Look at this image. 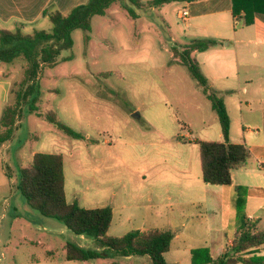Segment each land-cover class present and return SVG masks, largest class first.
Instances as JSON below:
<instances>
[{"label": "rangeland", "instance_id": "rangeland-1", "mask_svg": "<svg viewBox=\"0 0 264 264\" xmlns=\"http://www.w3.org/2000/svg\"><path fill=\"white\" fill-rule=\"evenodd\" d=\"M129 7L138 18L130 16ZM185 7V2H172L162 8L138 9L128 0H118L105 16L92 18L88 44L85 31L76 29L72 48H63L55 65L40 70L33 95H38V112L29 111L31 101L24 103L14 136L0 148V264L150 262L147 256L126 257L118 252L97 260L68 261V242L92 250L102 248L95 239L77 235L63 222L32 209L18 180L34 154L62 155L68 202L77 200L85 208L115 207L124 223L117 232L141 228L146 219L169 217L176 200L186 198L181 190L187 177L168 165L179 161L188 173L197 169L199 174L198 142L224 141L208 96L180 60V53L193 41H219L192 57L199 62L209 87L219 92L228 107L231 139L241 140L248 130L245 123L263 120L264 56L260 48L252 44L249 55L237 62L235 25L220 21L213 28H199L201 20L178 17ZM48 10L55 11L52 6ZM44 16L28 24L24 33L50 31L53 24ZM242 26L239 21L236 29ZM27 67L22 58L0 64V122L5 108L15 102ZM50 112L98 143L68 136L46 119ZM242 113L247 120L243 125ZM148 161L155 166L148 169L144 181L141 172ZM169 194L175 199L168 198ZM115 233L112 230L109 235ZM175 255L169 253L166 260H175Z\"/></svg>", "mask_w": 264, "mask_h": 264}, {"label": "trees", "instance_id": "trees-1", "mask_svg": "<svg viewBox=\"0 0 264 264\" xmlns=\"http://www.w3.org/2000/svg\"><path fill=\"white\" fill-rule=\"evenodd\" d=\"M118 0H89L85 4L74 7L67 15L53 11L49 19L53 24L51 31L35 30L25 34L21 29L15 31L0 29V64L11 63L16 59H24L28 67L25 70L20 89L16 92L15 102L9 104L0 122V148L14 136L21 116L22 105L30 102L29 111L38 112L36 82L40 70L56 64V58L63 48H72V33L83 29L85 42H90L91 21L94 16H105L109 8ZM138 9L161 8L172 2L188 0H128ZM233 15L238 18L244 14V21L250 24L255 14H264V0H232ZM128 13L134 19L139 16L132 8ZM218 45L216 39L195 40L180 53L175 48L174 56H180L192 78L198 82L208 96L213 111L221 124L224 141H200V161L203 181L207 185L230 186L234 183V172L245 168L252 158L250 148L244 143L230 142L231 118L225 101L217 90L209 87L207 77L201 70L199 62L192 57L194 52H205ZM33 97V99H31ZM41 115V114H39ZM46 119L64 131L68 136L89 140L83 134L58 121L56 114L50 112ZM18 188L25 202L46 218L59 220L80 236L95 239L102 250H92L73 242L66 245L68 261H89L106 257L109 252H118L126 257L147 256L148 264H173L166 260L171 250L174 233L159 228L147 231L132 230L123 236L108 234L112 218V207L85 208L79 201L69 203L66 196V177L62 155L36 153L31 164L20 170ZM241 226L236 233L232 246L219 249L213 258L207 249L192 253V264H264V256L258 255L264 246V230L257 227V222L250 220L242 211Z\"/></svg>", "mask_w": 264, "mask_h": 264}, {"label": "crops", "instance_id": "crops-1", "mask_svg": "<svg viewBox=\"0 0 264 264\" xmlns=\"http://www.w3.org/2000/svg\"><path fill=\"white\" fill-rule=\"evenodd\" d=\"M88 1L0 0V29L11 31L21 29L24 33L27 25L37 22L42 15L49 19L51 12L48 8L50 6H52L53 10L67 15L74 7L85 4ZM143 1L148 3L152 0ZM182 2L186 3L184 9L189 11L188 19L201 20L202 25L198 26L199 28L207 30V28H213V24L220 23V21H225L228 25L232 22L233 27L235 25V34L238 37L237 44H239L237 46V62L240 59L244 60L249 55V46L252 44L259 47L264 56V14H255L253 21L250 24H246L244 14H241L238 18L234 17L232 0H188ZM239 21H241L243 26L236 29V24ZM12 25L17 26L12 29L11 27H14ZM192 26L194 27L195 25L192 24ZM216 35L220 37L222 34L217 32ZM228 45L230 43L226 44V46ZM242 45L244 48L240 49ZM254 55H257V53L255 52ZM244 92V94H247L248 89H245ZM248 106H250V103ZM262 115L263 120L261 122L253 121L249 123L244 113L241 114L242 125L245 121L247 124L245 123L243 126L246 127L248 125V130H245L241 140L233 141L230 131V142L246 144L252 152L250 161H254V163H248L245 168L234 172V183L232 185L216 186L205 184L201 161L199 174L197 169L194 173H188V169L179 167V161H176L174 165L171 163L168 165L173 170H179L177 173H184V176L187 177L181 190L182 194L186 195V198L185 200L177 199V203L172 204V212L166 219L165 217H156L152 220L146 219L141 228L136 230L147 231L153 228L171 230L174 233V239L171 250L166 256L171 252L178 255H175V260L169 261V263L192 264V253L196 249H207L210 255L216 258L219 249L225 250L227 247L232 246L236 233L241 226L239 204L242 206L243 213L250 220L257 222L258 229L264 230V110ZM259 129L261 130L260 132H258ZM189 138L193 140L192 137ZM184 162L182 161L181 163L184 164ZM154 166L155 164H151L149 161L148 164L146 163L145 170L141 172L144 181L148 180V169ZM168 198L175 199L172 194H169ZM112 210L113 218L109 232L114 230L116 233L113 236L127 234L128 232H117L121 231L124 223L116 215V208L112 206ZM201 230L203 233H201ZM259 251H264V246ZM258 255L264 256V252Z\"/></svg>", "mask_w": 264, "mask_h": 264}, {"label": "built area", "instance_id": "built-area-1", "mask_svg": "<svg viewBox=\"0 0 264 264\" xmlns=\"http://www.w3.org/2000/svg\"><path fill=\"white\" fill-rule=\"evenodd\" d=\"M178 16L181 20L185 21L189 17V11L187 9H182L179 11Z\"/></svg>", "mask_w": 264, "mask_h": 264}, {"label": "water", "instance_id": "water-1", "mask_svg": "<svg viewBox=\"0 0 264 264\" xmlns=\"http://www.w3.org/2000/svg\"><path fill=\"white\" fill-rule=\"evenodd\" d=\"M134 116H135V117H138L139 115H138V114H135Z\"/></svg>", "mask_w": 264, "mask_h": 264}]
</instances>
